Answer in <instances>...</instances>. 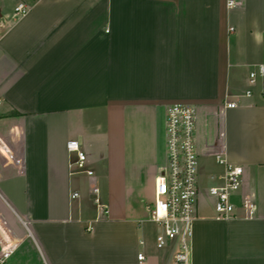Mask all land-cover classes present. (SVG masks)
Masks as SVG:
<instances>
[{"label":"crops","instance_id":"0c3cea01","mask_svg":"<svg viewBox=\"0 0 264 264\" xmlns=\"http://www.w3.org/2000/svg\"><path fill=\"white\" fill-rule=\"evenodd\" d=\"M236 2L0 0L3 264H170L145 196L160 173L159 118L164 127L174 102L196 108L199 169L212 160L222 174V152L243 167L240 196L257 209L219 219L201 210L200 193L192 264H264V76L248 81L264 63V0ZM102 114L106 133L90 123ZM71 140L94 172L78 170L79 184ZM101 177L104 215L92 193Z\"/></svg>","mask_w":264,"mask_h":264},{"label":"built area","instance_id":"2783aa9c","mask_svg":"<svg viewBox=\"0 0 264 264\" xmlns=\"http://www.w3.org/2000/svg\"><path fill=\"white\" fill-rule=\"evenodd\" d=\"M239 5L236 0H228L229 7ZM30 10L25 3L15 6L17 16H24ZM264 76V63L254 65L249 71V84L254 85L257 79ZM247 96L251 90H247ZM225 108L236 107L235 102H225ZM197 111L194 105L185 102H174L166 111V146L168 167L160 172L155 180L154 206L150 210L148 220L155 223L160 231L156 236V247L164 249L171 247L170 264H192L191 241L197 204L201 193L198 164L199 153L196 143ZM69 152L76 155L73 164L84 170L88 176H93L92 170L86 169L87 154L82 150L77 140L67 143ZM216 162L223 166L224 172L216 177L217 182L207 190V195L213 199L216 218L253 219L256 216V205L247 196H240L244 170L240 165L229 162L222 152L216 154ZM211 179H215L211 176ZM92 193L97 206L105 214L107 205L101 203L99 188L93 187ZM74 192L72 197H78ZM10 256L9 252L0 255V264ZM142 263L146 260L144 252L138 254Z\"/></svg>","mask_w":264,"mask_h":264},{"label":"rangeland","instance_id":"374dc122","mask_svg":"<svg viewBox=\"0 0 264 264\" xmlns=\"http://www.w3.org/2000/svg\"><path fill=\"white\" fill-rule=\"evenodd\" d=\"M167 111V110H166ZM92 120L95 122L96 121H99L101 124H102V130H103V133H106V123H105V116L104 114H102L101 116L97 117V118H90V123L92 122ZM159 146H158V149H159V156H158V165H159V169H160V172H163L165 171V169L168 167V157H167V146H166V124L164 125V127L162 126L161 124V120L159 118ZM92 128H93V125L89 126V131L92 132ZM95 129V128H93ZM101 130V131H102ZM94 137V136H93ZM205 165L207 164V162L204 163ZM215 164L212 162L211 160V163L209 164V166H204V168L201 170L199 169V164H198V173L200 172L201 174V185H202V188H201V195H200V203H199V206L201 208L202 211H212V199L207 195V193H205V190L208 189L211 185H213L215 182H217V179H216V171H215V167L214 166ZM95 167H97V165H95ZM97 169V168H95ZM78 168H76V172L73 173V180L75 183H78L79 184V178L81 176L80 172H78ZM208 171V174L209 175L207 177V175L205 173H207ZM211 175H214L215 179H211L210 176ZM87 178V177H86ZM84 180V178H83ZM108 179L106 177H101V180H100V183H98V187H99V197L100 199H103L104 195L107 194V187L109 185L108 183ZM117 182V181H116ZM120 184V182H117L116 184ZM74 184V183H73ZM145 205L146 207L149 209V212H151L150 210L153 208L154 206V194H153V189L151 191V186H150V189L148 188L147 192H146V196H145ZM101 203L103 204V201H101ZM212 209V210H211ZM105 213L103 212L102 215H104ZM150 215V213H149ZM155 223H150V227L151 228H155L156 225H154ZM157 228V227H156Z\"/></svg>","mask_w":264,"mask_h":264}]
</instances>
